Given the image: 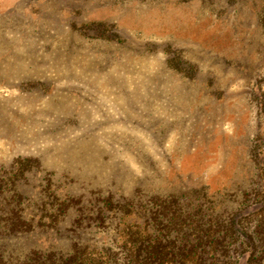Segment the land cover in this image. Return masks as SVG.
<instances>
[{
  "label": "rangeland",
  "instance_id": "1",
  "mask_svg": "<svg viewBox=\"0 0 264 264\" xmlns=\"http://www.w3.org/2000/svg\"><path fill=\"white\" fill-rule=\"evenodd\" d=\"M17 156L39 159L20 185L36 201L45 176L84 197L263 200L264 0H0V167ZM92 235L37 228L0 252Z\"/></svg>",
  "mask_w": 264,
  "mask_h": 264
},
{
  "label": "trees",
  "instance_id": "2",
  "mask_svg": "<svg viewBox=\"0 0 264 264\" xmlns=\"http://www.w3.org/2000/svg\"><path fill=\"white\" fill-rule=\"evenodd\" d=\"M39 165L35 157L17 156L8 169L0 167V235L37 228L93 235L73 239L66 250H34L20 260L0 252V264H264V197L225 211L223 201L203 189L170 198L100 190L84 197L63 193L58 184L50 188L45 176L47 191L36 201L20 185Z\"/></svg>",
  "mask_w": 264,
  "mask_h": 264
}]
</instances>
